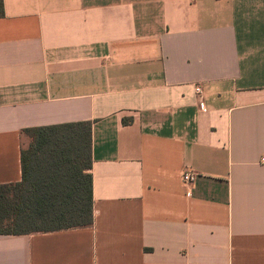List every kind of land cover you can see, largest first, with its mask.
I'll list each match as a JSON object with an SVG mask.
<instances>
[{
    "label": "crops",
    "instance_id": "1",
    "mask_svg": "<svg viewBox=\"0 0 264 264\" xmlns=\"http://www.w3.org/2000/svg\"><path fill=\"white\" fill-rule=\"evenodd\" d=\"M0 4V186L25 129L90 123L94 196L0 264H264V0Z\"/></svg>",
    "mask_w": 264,
    "mask_h": 264
},
{
    "label": "trees",
    "instance_id": "2",
    "mask_svg": "<svg viewBox=\"0 0 264 264\" xmlns=\"http://www.w3.org/2000/svg\"><path fill=\"white\" fill-rule=\"evenodd\" d=\"M23 133L31 138L22 151L23 179L0 186V235L93 226L91 124L34 127Z\"/></svg>",
    "mask_w": 264,
    "mask_h": 264
},
{
    "label": "built area",
    "instance_id": "3",
    "mask_svg": "<svg viewBox=\"0 0 264 264\" xmlns=\"http://www.w3.org/2000/svg\"><path fill=\"white\" fill-rule=\"evenodd\" d=\"M196 90H197L198 93L201 92V89L200 88H197ZM201 107L203 108L204 105L201 104ZM261 164L264 167V157L261 158ZM197 177H198L197 173H195V172L187 169V170H185L183 172V177L182 178H183L184 184L187 185V186H189V187H191V185H193L196 182ZM191 195H192V193L189 191L187 193V196L190 197Z\"/></svg>",
    "mask_w": 264,
    "mask_h": 264
}]
</instances>
